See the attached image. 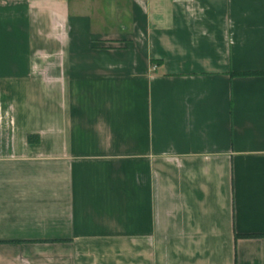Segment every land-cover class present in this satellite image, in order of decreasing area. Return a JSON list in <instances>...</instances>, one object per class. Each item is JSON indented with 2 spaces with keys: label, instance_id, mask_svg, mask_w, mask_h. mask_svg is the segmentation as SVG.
<instances>
[{
  "label": "crops",
  "instance_id": "crops-1",
  "mask_svg": "<svg viewBox=\"0 0 264 264\" xmlns=\"http://www.w3.org/2000/svg\"><path fill=\"white\" fill-rule=\"evenodd\" d=\"M0 264H264V0H0Z\"/></svg>",
  "mask_w": 264,
  "mask_h": 264
}]
</instances>
